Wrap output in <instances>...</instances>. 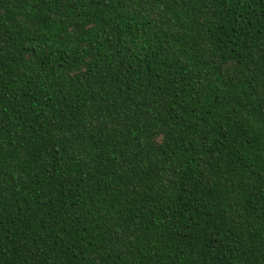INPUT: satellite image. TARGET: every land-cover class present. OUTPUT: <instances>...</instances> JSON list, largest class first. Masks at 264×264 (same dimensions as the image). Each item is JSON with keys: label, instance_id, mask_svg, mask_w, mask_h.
I'll use <instances>...</instances> for the list:
<instances>
[{"label": "trees", "instance_id": "16d2710c", "mask_svg": "<svg viewBox=\"0 0 264 264\" xmlns=\"http://www.w3.org/2000/svg\"><path fill=\"white\" fill-rule=\"evenodd\" d=\"M0 264H264V0H0Z\"/></svg>", "mask_w": 264, "mask_h": 264}]
</instances>
